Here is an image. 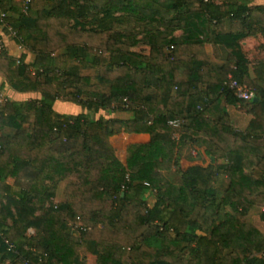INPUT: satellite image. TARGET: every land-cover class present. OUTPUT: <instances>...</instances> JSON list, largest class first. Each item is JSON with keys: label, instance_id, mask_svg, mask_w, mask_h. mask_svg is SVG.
<instances>
[{"label": "trees", "instance_id": "1", "mask_svg": "<svg viewBox=\"0 0 264 264\" xmlns=\"http://www.w3.org/2000/svg\"><path fill=\"white\" fill-rule=\"evenodd\" d=\"M0 29L33 55L0 51V89L40 94L0 97V264H264V5L0 0ZM119 133L149 140L122 162Z\"/></svg>", "mask_w": 264, "mask_h": 264}, {"label": "crops", "instance_id": "2", "mask_svg": "<svg viewBox=\"0 0 264 264\" xmlns=\"http://www.w3.org/2000/svg\"><path fill=\"white\" fill-rule=\"evenodd\" d=\"M248 5L249 6H258V5H264V0H248ZM0 37L3 41L4 49L6 52L11 55L12 57L18 58L20 57L23 53L26 54V60L30 61L33 58V55L26 51L25 49L21 48L13 39V37L8 33L0 29ZM253 41L255 42L254 44V53L259 56L264 58V48L261 49L260 44H264V37L261 35H256V36H249L243 41V46L245 49L248 51V42ZM248 47V48H247ZM220 53H218L219 58L223 57V51L222 49L219 50ZM3 76L0 74V85L4 82ZM0 97L1 99H8L11 101H17V102H23L27 101L30 99H39L40 94L37 92H17L13 89H11L7 84H5L1 89H0ZM0 99V100H1ZM54 109L60 113V114H71V115H76L78 113L83 112V110L71 103V102H66V101H60L57 100L55 101L53 105ZM99 115H104L105 117H110V115H106L104 112H98L95 114V118H98ZM126 113H114L111 115V117H126ZM237 121V119H236ZM235 121V122H236ZM149 140V135L144 134V133H119L117 135H114L110 137V143L113 146L115 150V155L116 157L124 162L125 161V148L128 144L131 143H145ZM194 151L193 149L191 152ZM206 158V157H205ZM207 159L204 162L203 160H194L191 159L187 156H184L181 158V165L183 167H187L191 164H200V165H206L207 164ZM8 182H12L13 179L9 178L7 180ZM61 190V189H60ZM62 191L58 193V196H56L55 201H60L62 200ZM149 205H152L154 203V197L149 196L148 197ZM249 219L252 221L253 224H255L257 227L260 229H263L264 225L263 222L259 219L257 215L251 214L249 215ZM85 264H96V257L90 253H85Z\"/></svg>", "mask_w": 264, "mask_h": 264}, {"label": "rangeland", "instance_id": "3", "mask_svg": "<svg viewBox=\"0 0 264 264\" xmlns=\"http://www.w3.org/2000/svg\"><path fill=\"white\" fill-rule=\"evenodd\" d=\"M254 44H255V42H253V41H250V42H248V54H249V56H251L252 58H258L257 57V55L254 53ZM137 49L138 48H140L142 51H145V48L144 47H139V46H137L136 47ZM82 73H84V74H86V75H94L95 73H96V69H94V68H91V69H86V70H84ZM231 109L233 108V107H230ZM237 109H240V110H243L244 111V109H245V106H241L240 108H237ZM242 116L241 115H239V117H238V120H237V125H238V127H245V124H246V119L245 118H241ZM235 121H236V119H235ZM236 122H234V127L235 128H237L236 127V124H235ZM187 150V153H188V155H189V157L191 158V159H194V160H196V159H199V155H195V154H191V148H187L186 149Z\"/></svg>", "mask_w": 264, "mask_h": 264}, {"label": "built area", "instance_id": "4", "mask_svg": "<svg viewBox=\"0 0 264 264\" xmlns=\"http://www.w3.org/2000/svg\"><path fill=\"white\" fill-rule=\"evenodd\" d=\"M2 17H4V14H2ZM3 48H4L3 41L0 37V51ZM230 87L234 90V94L239 99L250 100L253 97V92L250 89H248L246 86L237 83V81L235 80L231 81ZM169 124L176 126L179 124V122L177 120H171L169 121ZM192 154H196L195 151H192Z\"/></svg>", "mask_w": 264, "mask_h": 264}]
</instances>
